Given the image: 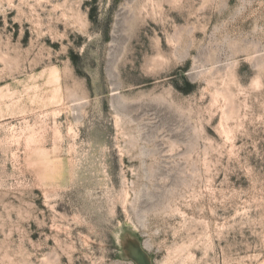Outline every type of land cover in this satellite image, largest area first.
<instances>
[{
    "label": "rangeland",
    "instance_id": "rangeland-1",
    "mask_svg": "<svg viewBox=\"0 0 264 264\" xmlns=\"http://www.w3.org/2000/svg\"><path fill=\"white\" fill-rule=\"evenodd\" d=\"M0 264H264V0H0Z\"/></svg>",
    "mask_w": 264,
    "mask_h": 264
}]
</instances>
